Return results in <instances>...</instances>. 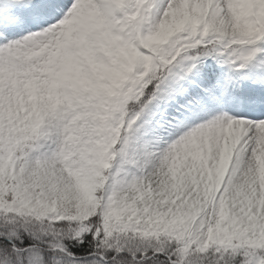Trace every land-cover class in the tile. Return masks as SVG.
<instances>
[{"label": "snow or ice", "instance_id": "6c2138e0", "mask_svg": "<svg viewBox=\"0 0 264 264\" xmlns=\"http://www.w3.org/2000/svg\"><path fill=\"white\" fill-rule=\"evenodd\" d=\"M0 264H264V0H0Z\"/></svg>", "mask_w": 264, "mask_h": 264}]
</instances>
